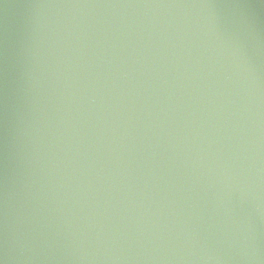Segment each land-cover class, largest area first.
<instances>
[{
    "label": "water",
    "instance_id": "water-1",
    "mask_svg": "<svg viewBox=\"0 0 264 264\" xmlns=\"http://www.w3.org/2000/svg\"><path fill=\"white\" fill-rule=\"evenodd\" d=\"M0 264H264V0H0Z\"/></svg>",
    "mask_w": 264,
    "mask_h": 264
}]
</instances>
